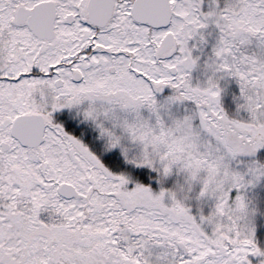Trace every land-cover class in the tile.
<instances>
[{"label":"snow or ice","instance_id":"1","mask_svg":"<svg viewBox=\"0 0 264 264\" xmlns=\"http://www.w3.org/2000/svg\"><path fill=\"white\" fill-rule=\"evenodd\" d=\"M0 264H264V0H0Z\"/></svg>","mask_w":264,"mask_h":264}]
</instances>
